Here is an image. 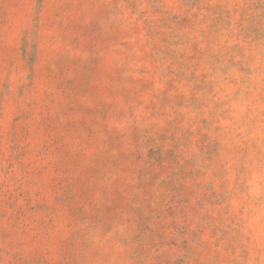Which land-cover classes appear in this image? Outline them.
Listing matches in <instances>:
<instances>
[{
  "label": "rangeland",
  "instance_id": "rangeland-1",
  "mask_svg": "<svg viewBox=\"0 0 264 264\" xmlns=\"http://www.w3.org/2000/svg\"><path fill=\"white\" fill-rule=\"evenodd\" d=\"M0 264H264V0H0Z\"/></svg>",
  "mask_w": 264,
  "mask_h": 264
}]
</instances>
